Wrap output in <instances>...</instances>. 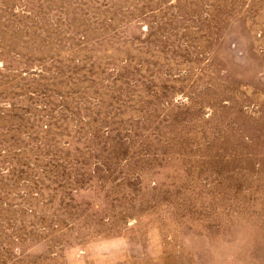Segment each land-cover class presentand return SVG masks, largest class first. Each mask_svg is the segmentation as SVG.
I'll return each mask as SVG.
<instances>
[{
    "label": "rangeland",
    "instance_id": "374dc122",
    "mask_svg": "<svg viewBox=\"0 0 264 264\" xmlns=\"http://www.w3.org/2000/svg\"><path fill=\"white\" fill-rule=\"evenodd\" d=\"M264 264V0H0V264Z\"/></svg>",
    "mask_w": 264,
    "mask_h": 264
},
{
    "label": "clouds",
    "instance_id": "9594fccd",
    "mask_svg": "<svg viewBox=\"0 0 264 264\" xmlns=\"http://www.w3.org/2000/svg\"><path fill=\"white\" fill-rule=\"evenodd\" d=\"M238 247L239 244L236 241L223 242L222 245L218 246L217 254L213 256V264H231V261L227 258L225 253L227 250H231L234 254Z\"/></svg>",
    "mask_w": 264,
    "mask_h": 264
}]
</instances>
